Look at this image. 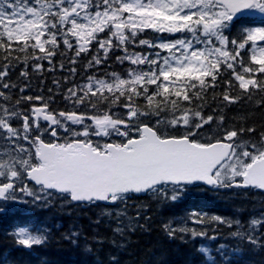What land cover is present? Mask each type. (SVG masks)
<instances>
[{
    "label": "snow or ice",
    "instance_id": "obj_1",
    "mask_svg": "<svg viewBox=\"0 0 264 264\" xmlns=\"http://www.w3.org/2000/svg\"><path fill=\"white\" fill-rule=\"evenodd\" d=\"M257 13L264 16V0H0V201L20 202L19 192L31 197L33 204L47 205L55 191L66 200L89 205L125 202L133 193H151L175 202L188 185L197 183L264 190V132L258 141L241 139L245 131L253 133L255 128L226 129L221 116L218 135L197 138L214 120L203 114L205 93L217 86L222 70H231L234 78L224 81L228 86L222 94L224 101L235 103L241 98L229 95L234 82L249 99L254 90L264 93V76L257 78L264 74V46L258 43L264 42V21L260 26L241 23L232 38L226 34L243 17ZM145 29L186 35L173 41L137 40ZM101 33L108 35L101 37ZM61 43L75 53L70 60L73 65L76 57L96 43L97 55L89 60V67L100 65L113 49L123 52L117 60L133 67L123 76L92 75L74 84L65 94L72 109L55 112L44 96L24 93L30 86L29 66L33 73H41L42 62L51 65ZM129 44L155 51L137 53L129 50ZM242 50L250 51V63L244 62ZM20 64L24 65L19 73L23 86L9 78ZM69 71L74 74L76 69ZM54 83L59 87L58 81ZM150 86L155 87L150 91ZM14 89L21 94L15 101ZM141 97L144 103L138 104ZM23 101L40 103L24 111L19 107ZM122 109L126 112L118 111ZM153 117H157L155 126L144 123ZM14 121L22 123L14 126ZM181 127L182 135L167 134ZM61 129L68 134L63 143L42 139L44 132L58 138ZM93 136L122 139L101 143L94 142ZM21 141L32 147L26 148ZM140 214V209L134 218L126 209L115 211L113 247L125 248L127 233L143 227L133 226ZM103 215L112 221L111 211ZM189 220L193 225L235 226L231 235L253 245L259 243L256 233L264 226V216L251 217L247 230L238 216L193 212ZM163 227L170 238L177 233L183 234L182 240L207 236L186 221L176 225L170 221ZM9 235L16 246L32 250L47 242L51 228L43 222H17ZM80 235L73 228L64 238L76 244ZM84 239L83 250L90 254L93 248ZM92 242L102 245L106 241L94 236ZM213 251L203 245L197 249L205 264H216ZM215 252L222 259L227 255L224 245ZM109 259L119 264L117 256Z\"/></svg>",
    "mask_w": 264,
    "mask_h": 264
},
{
    "label": "trees",
    "instance_id": "obj_2",
    "mask_svg": "<svg viewBox=\"0 0 264 264\" xmlns=\"http://www.w3.org/2000/svg\"><path fill=\"white\" fill-rule=\"evenodd\" d=\"M264 21V16L257 13L253 16H245L242 21L235 24L230 33H226L230 38L236 35L237 29L241 23L247 26H260ZM108 33H101V37ZM181 35L186 34H168L157 33L152 29H145L138 37L139 39H148L153 42L159 40L173 41ZM264 46V42H258ZM231 47V45H229ZM98 45L93 43L87 53H82L76 57V63H70L75 53L66 50L63 44L57 55L53 57L52 64L43 61V71L33 73L29 66L30 86L24 95H42L49 101V109L55 112L72 109V105L65 100V94L68 88L74 84L86 82L88 76L95 75L103 77L106 73H118L126 75L129 68L133 67L129 62L121 63L117 60L123 52L117 49L109 51L107 59H104L100 65L88 66L89 60L97 55ZM130 51L137 53H148L155 49L142 45H128ZM60 53H64L61 55ZM103 56V50L100 51ZM241 55L246 64L250 63V51L242 50ZM64 67L61 69L60 65ZM24 67L20 64L14 71L10 72L9 78L23 86L24 81L19 78L20 70ZM75 67V73L69 71ZM51 69V70H49ZM264 74H258L261 78ZM210 79V78H209ZM234 80L231 76V70H222V76L217 80L215 88L209 87L205 93V102L203 114L212 115L213 122L205 125L201 130L198 139L206 140L208 137L218 135L217 124L219 117L223 116V126L226 129H247L255 128V132L245 131L241 137L244 140L258 141L260 133L264 132V93L254 90L251 99L243 90L238 88V82H234L235 87L229 91L230 96H240L235 103H229L223 100V92L228 87L224 81ZM54 81L59 82V87ZM155 86H150V91ZM52 91L49 92L48 90ZM7 91V90H6ZM21 94L18 89L12 90V100L15 101ZM257 101H261L257 105ZM32 103L39 105L40 102L23 101L19 107L28 111ZM138 104H143V98H138ZM187 104V102H184ZM198 103L197 101L193 102ZM79 110V109H77ZM126 112V109L118 110ZM157 117L144 120L150 126H155ZM22 121H14V126H19ZM91 123V121H88ZM79 128V126H73ZM184 128L179 130L169 129V135H182ZM136 135L135 131L131 133ZM66 133L58 130V140L64 142ZM42 139L47 142L54 141L48 132H44ZM95 142L99 140L104 142H120V137L103 138L91 137ZM2 143V142H0ZM26 148L32 146L26 141H21ZM34 152V148H32ZM30 187L33 185L30 183ZM21 197L20 202L0 201V264H111L109 257L117 256L119 264H205L204 255L197 252V249L203 245L213 251L216 264H264V226H261L256 235L259 237V243L253 245L247 239L233 237L231 233L236 230L235 226L228 227L224 224L208 223L203 225H193L189 220L191 213H203L210 217L219 215L225 218L235 219L237 216L244 224L247 230L248 221L251 217L264 216V192L257 189H239V188H213L203 184L188 185L181 199L172 201H163L155 195L147 193L146 195L130 194L125 202L107 204L98 202L96 204H80L64 199L60 194L52 191L49 203L43 202L33 204L31 197L24 196L23 193H17ZM126 209L129 217H135L137 209H140V219L133 220V226L136 224L143 227H136L135 231L127 233L126 247L117 249L110 243L112 237V227L115 224V211ZM105 211L113 213V219L110 222ZM101 223L97 224V219ZM31 221L35 224L43 222L51 228V235L47 242L40 246H34L32 250H26L18 247L14 243V238L9 235L17 222L21 224ZM173 222L174 225L181 222H188L189 227H195L197 230L207 232L206 237H197L192 240L191 237L181 239L183 234L177 233L175 238H170L164 230V225ZM127 223V221H125ZM73 228L80 232V239L76 244L71 240L65 239V233H69ZM94 236L103 238L106 242L102 245L92 242ZM215 236V239H210ZM85 237L88 243H91L93 252L86 254L84 245ZM119 239V238H117ZM220 245L225 246L226 257L221 258L215 252Z\"/></svg>",
    "mask_w": 264,
    "mask_h": 264
},
{
    "label": "water",
    "instance_id": "obj_3",
    "mask_svg": "<svg viewBox=\"0 0 264 264\" xmlns=\"http://www.w3.org/2000/svg\"><path fill=\"white\" fill-rule=\"evenodd\" d=\"M150 126V125H149ZM45 142H47V141H45ZM56 142H58V140H56ZM200 184H203V183H200ZM204 185H206V184H204ZM206 186H209V185H206ZM259 190V189H258ZM259 191H263L264 192V190H259ZM145 194H147V193H141V195H145ZM101 203H105V202H101Z\"/></svg>",
    "mask_w": 264,
    "mask_h": 264
}]
</instances>
